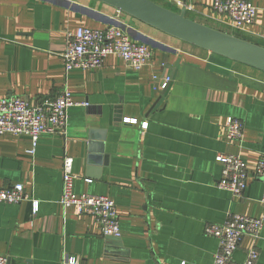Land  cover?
<instances>
[{"label": "crops", "instance_id": "obj_1", "mask_svg": "<svg viewBox=\"0 0 264 264\" xmlns=\"http://www.w3.org/2000/svg\"><path fill=\"white\" fill-rule=\"evenodd\" d=\"M153 1L177 12L185 6L189 18L264 47V0H248L258 13L242 31L213 13L216 0ZM116 21L149 43L151 63L135 70L110 55L100 68L67 72L62 54L69 34ZM170 76L166 90L159 89ZM66 87L76 102L66 137L43 133L32 155L30 136H0V187L20 183L26 195L20 204L0 203V255L9 264H62L65 254L83 264H213L219 242L206 226L225 222L229 212L262 214L264 182L254 172L264 157V71L98 0H0V97L41 103ZM231 116L244 122L242 144L226 138ZM219 153L243 157L250 174L243 196L218 187ZM67 155L80 176L76 194L115 201L120 239L103 236L91 216L60 204ZM254 246L256 264H264V229L257 240L242 239L235 260L244 261Z\"/></svg>", "mask_w": 264, "mask_h": 264}, {"label": "built area", "instance_id": "obj_2", "mask_svg": "<svg viewBox=\"0 0 264 264\" xmlns=\"http://www.w3.org/2000/svg\"><path fill=\"white\" fill-rule=\"evenodd\" d=\"M214 14L226 16L236 30L250 28L256 20L258 8L248 0H216L212 5ZM117 55L135 70L149 65L153 52L149 43L136 39L121 22L116 21L105 28L82 26L70 33L67 47L62 54L65 69L93 70L102 67L107 57ZM157 80L158 76H154ZM171 79L165 77L158 86L165 89ZM72 92L66 87L57 97L41 103H33L20 96L0 97V136L28 135L32 140L33 155L43 133L67 136L70 108L75 105ZM81 104L88 106V102ZM123 122L137 124L136 118H124ZM245 125L236 117H229L226 124V138L229 142L243 143ZM222 164V176L218 187L228 190L233 196L245 194L249 184V171L240 154L219 153L216 156ZM74 158L67 155L63 160V186L60 204L66 210L76 208L79 214L91 216L98 224L101 233L107 238L120 239L122 230L119 212L113 199L106 195L76 194L75 180L80 177L74 172ZM255 176L264 182V157L258 160ZM90 181V180H88ZM26 200L23 184L0 187V203L20 204ZM263 212L258 217L229 212L225 222L208 224L206 234L215 237L219 248L213 264H256L259 252L252 247L244 261L238 262L234 253L245 236L259 239L264 229V193L261 199ZM39 201H32V211L37 212ZM0 264H9L5 255H0ZM62 264H83L77 256L65 254Z\"/></svg>", "mask_w": 264, "mask_h": 264}, {"label": "water", "instance_id": "obj_3", "mask_svg": "<svg viewBox=\"0 0 264 264\" xmlns=\"http://www.w3.org/2000/svg\"><path fill=\"white\" fill-rule=\"evenodd\" d=\"M98 1L184 42L264 71L263 46L189 18L185 6L177 12L153 0Z\"/></svg>", "mask_w": 264, "mask_h": 264}]
</instances>
